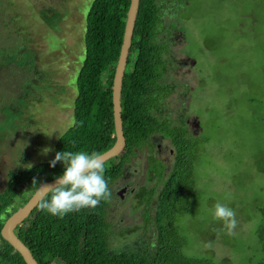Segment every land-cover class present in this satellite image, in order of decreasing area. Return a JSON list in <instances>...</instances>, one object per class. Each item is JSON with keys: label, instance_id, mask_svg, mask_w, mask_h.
Masks as SVG:
<instances>
[{"label": "rangeland", "instance_id": "374dc122", "mask_svg": "<svg viewBox=\"0 0 264 264\" xmlns=\"http://www.w3.org/2000/svg\"><path fill=\"white\" fill-rule=\"evenodd\" d=\"M92 2L0 0V192L9 171L49 163L55 142L72 125ZM158 5L157 40L166 61L159 85L173 88L161 100V113L153 114L171 126L186 116L188 131L199 138L194 173L202 199L197 214L177 218L183 252L209 255L216 264L257 262L255 230L264 204V0H158ZM165 140L152 136L151 149L161 150L168 169L172 158ZM132 141L127 134L125 142ZM44 148L50 151L42 154ZM148 156L146 148L137 152L111 187L105 218L113 251L154 250L155 199L148 222L142 215L148 207L137 201L141 187L155 185L147 183ZM26 189L15 188L10 198ZM216 202L235 212L230 232L211 215Z\"/></svg>", "mask_w": 264, "mask_h": 264}, {"label": "trees", "instance_id": "16d2710c", "mask_svg": "<svg viewBox=\"0 0 264 264\" xmlns=\"http://www.w3.org/2000/svg\"><path fill=\"white\" fill-rule=\"evenodd\" d=\"M129 5L130 0H93L85 19V56L76 80L73 122L55 142L53 156L62 150L100 155L115 143L111 86ZM159 13L158 0H139L119 98L124 137L131 134L133 141L125 142L119 155L103 163L102 173L111 193L125 165L137 152L150 148L152 136L169 139L174 154L167 177L163 178L164 166L159 162L153 176L147 179V183L154 180L155 185H144L137 193V201L148 207L142 214L147 222L151 199H155L151 220L156 231L154 250L128 253L111 249L105 218L111 195L94 208H81L63 217L48 214L38 203L14 231L37 264H216L209 255L194 258L184 254L185 238L177 228L178 217L193 216L199 210L202 195L194 169L200 148L186 137L182 127H171L153 114L161 113L160 100L168 92L159 85L166 72L162 58L165 48L157 40ZM61 170L57 162L51 168L49 163H42L7 173L6 185L0 192V232L5 220L33 195V180L52 181ZM21 186L27 187L25 192L10 198L13 190ZM259 210L261 221L255 232L261 257L250 264H264V204ZM0 264H25L1 234Z\"/></svg>", "mask_w": 264, "mask_h": 264}, {"label": "clouds", "instance_id": "9594fccd", "mask_svg": "<svg viewBox=\"0 0 264 264\" xmlns=\"http://www.w3.org/2000/svg\"><path fill=\"white\" fill-rule=\"evenodd\" d=\"M41 151L47 154L50 149L44 148ZM57 162H60L62 170L54 177L53 184L36 183L33 180V185L38 186L37 191H43L41 196L47 197L39 200V208L48 214L63 217L81 208H94L102 199L111 195L102 175L103 162L95 152L56 151L49 161V167H54ZM210 212L229 232L235 227V212L227 204L216 202Z\"/></svg>", "mask_w": 264, "mask_h": 264}, {"label": "water", "instance_id": "95a60500", "mask_svg": "<svg viewBox=\"0 0 264 264\" xmlns=\"http://www.w3.org/2000/svg\"><path fill=\"white\" fill-rule=\"evenodd\" d=\"M139 0H130L129 9L127 12V18L125 22L124 33L122 37L121 49L118 57V61L115 67L111 95H112V116H113V128L115 134V143L106 152L98 155L100 160L104 163L110 158L116 157L121 153L125 147V137L123 133V125L121 120V106H120V94L122 78L126 59L129 51V47L132 40L133 28L136 19V13L138 8ZM46 184H53L54 180L44 182ZM125 189L118 191L117 195L122 198ZM43 191H34L33 195L26 202L24 206L12 213L8 219L5 220L1 228V237L22 257L25 264H37L36 260L25 247V245L19 240L15 234V228L20 225L26 218L29 217L30 213L37 207L39 200L43 198Z\"/></svg>", "mask_w": 264, "mask_h": 264}, {"label": "flooded vegetation", "instance_id": "af4514ba", "mask_svg": "<svg viewBox=\"0 0 264 264\" xmlns=\"http://www.w3.org/2000/svg\"><path fill=\"white\" fill-rule=\"evenodd\" d=\"M176 6V5H175ZM177 9H179V7L177 8ZM166 73V72H165ZM165 76V74L161 77V79L163 78ZM162 87H164V88H166L167 90H168V92H166V95H164L163 97H165V96H168L169 94H170V92H171V90H172V86H170V85H167V86H162ZM189 93V92H188ZM161 101V100H160ZM184 119H182V118H180L179 119V125H177V127H182L183 128V130L185 131V133H186V137H188L189 139H191V141H193V142H197V143H199L198 142V140H199V138H198V136H195V135H192L189 131H188V129H187V126H186V124H185V122H187L188 123V120H187V118H186V116H184L183 117ZM186 119V120H185ZM160 120H165V122L167 123V124H169V126H171L170 125V123L168 122V120H166V119H160ZM196 127H199L200 126V124H199V122H196L195 124H194ZM172 127V126H171ZM161 137V136H160ZM163 140L164 139H166L165 141H168V143H169V145H170V148H169V154H170V156H171V158H173V154H174V149H173V147L171 146V143H170V141H169V139L168 138H164V137H161ZM158 148V147H157ZM147 149V152H148V154H149V156H148V159H147V161H146V164H145V171H146V177L147 176H149L148 178H151L153 175V172H154V168L157 166V164L160 162L163 166H164V173H163V178L165 179L166 177H167V175H168V173H169V169H170V167L167 169V167H166V165H165V163H164V160L163 159H161V157H160V151L159 150H157V151H155V152H153L152 153V151H153V149H151V146H150V148H146ZM172 161H173V159H172ZM171 164H172V162H171ZM171 166V165H170ZM153 182H154V180H153ZM124 187H127V185L126 186H124ZM122 189V188H121Z\"/></svg>", "mask_w": 264, "mask_h": 264}]
</instances>
